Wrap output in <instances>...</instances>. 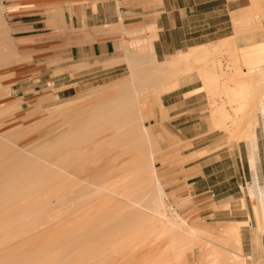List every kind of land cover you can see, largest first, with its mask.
Returning a JSON list of instances; mask_svg holds the SVG:
<instances>
[{"label":"bare ground","instance_id":"1","mask_svg":"<svg viewBox=\"0 0 264 264\" xmlns=\"http://www.w3.org/2000/svg\"><path fill=\"white\" fill-rule=\"evenodd\" d=\"M242 2V12H237L231 17L234 31L230 36L224 37L215 43L199 45L185 51H179L175 55L169 56L165 61H155L156 55L154 51L145 57L136 56L137 64L142 62H153L154 72H152V75H148V73L146 75L145 72H142L145 73L144 75L141 73L139 74L137 71L135 74V71L132 70L131 75L116 82L123 84L126 82L131 86L128 87V85H126L124 89L125 92L121 91L117 94L114 93L115 95H112L108 99L110 100V106L107 111L103 113L98 112L100 110L99 108L106 104L101 103L93 105L92 108L88 107L89 109L91 108V110L88 109L91 112H84L98 114L95 123H90V126L83 128L87 133H90V135H80L85 132L82 131V128L71 130V132L66 134L65 140L60 141V143L64 145L70 140H74V145L76 149H78L81 146H87L92 141H95L94 138L97 133L114 129V126L115 130L113 131L117 133L125 132L127 134L136 132V127H133V123L136 119H131V116H121L117 119L113 118L122 115L121 110L129 104L130 100H133V98L136 99V96L142 91H154L156 92L155 103H158L161 108L163 107L165 113L167 110L165 106L161 104L160 98L162 93H171L180 89L187 82L192 83L196 79H200L204 84L202 87L203 89L214 87V89H211L208 93L209 95L211 94L210 97L213 104V111L211 114L212 127L210 129L213 131L222 128L228 133L230 141L232 140L233 142L234 140L237 143L244 142L249 151L250 167L253 170H257V164L260 158L258 153L259 136L257 129L260 123V116L264 119V0H242ZM8 37L7 25L4 18V6L0 5V63H4L15 55L16 57L19 55L16 53L18 52L17 50L16 52L12 50L14 47L11 48L13 45H10ZM224 51H227V58L222 57ZM241 51H246L249 54L241 55ZM216 53H221L222 56H217ZM16 57H14V59H16ZM224 60L231 66L232 75L224 72L225 68L224 70L222 69ZM198 65L200 70L196 75L192 70ZM170 69H173L171 73L167 72ZM186 71L190 72L188 73L189 79L187 78V81L184 80V72ZM231 82L234 84L231 85ZM138 84L140 85L138 86ZM133 85L134 87H132ZM106 88L108 89V87ZM102 90L103 89H98L95 91L96 96H101L105 91L102 92ZM191 93L193 92L185 94V97ZM83 96V94H80L67 100L64 103L66 110L68 111L69 108L74 109V107H76L75 105L79 103L81 99L86 98ZM120 99H122L123 102H118ZM79 105L77 104V106ZM128 111L133 116V108L128 109ZM141 114L142 113L139 115L140 120L143 118ZM109 122L112 125L109 124L108 126ZM69 124H71V122ZM140 130L145 133L148 140L150 155L140 160H135L134 167L126 174L127 176L121 177L122 179L119 177L121 184H123L122 180L124 179L128 180L129 183H132L130 181L136 182L135 187L132 185L130 187L131 189H128V191H131L132 187H134V194L132 193V195L136 198V195H138V199L134 200L132 195L130 198V191L127 193L124 189V186L129 183L125 181L127 184L125 183L124 186H122L125 191L122 196H126V200L129 198L131 200L133 198L131 201L129 200V204H127V202L124 203V201H122L123 204H112L115 206H112L114 210L112 213L109 212L111 214H107V216H103L104 214L98 216L103 212L98 213L97 209L101 211V208L97 207L95 209L94 207L96 206L93 207L94 209L90 207L91 211H82L89 208L88 206L91 205V201L89 202L88 199L85 200L88 201L89 205H87V201L82 202L81 199H84L86 196V198H88L89 195H95V198L97 197L98 199L101 198L102 195V199L105 197L110 199L111 195L117 196L119 194L118 191L122 190H118L121 187L120 184L119 188L118 185L116 186L117 188L115 187L116 190L110 189L111 183H109L110 186L104 183L100 186L91 185L90 187L87 185L88 182L86 183L84 179L82 181L85 183L81 184L79 182L80 184L75 190L69 189L70 191L67 190L68 192L64 193H59V191L61 192L62 190L59 189L60 187L58 189L55 188L56 190H51L50 194L52 196L54 195L55 198L57 197L56 199H59V201H56V204L57 202H59V204L53 205L54 203L50 201V203L46 205L36 207L34 215L28 220H25L22 216V212H20L22 204H17L15 205L14 214L4 218L1 221L2 223H0V226L10 228L8 233L0 238V264H40L42 261H50V263L46 264H54V260L58 259L56 258L58 252H46L55 249L54 247L56 246H59V252L67 249L69 250L70 248H68V246L70 247L71 244L75 243V247L70 250L69 253L61 252L62 254L59 255L61 256V258H59L61 261L59 260L60 262L58 264H83L86 259L88 260L90 258H95L97 264L98 261L103 259L105 250L112 249L113 252H117L118 249L121 250L124 248L127 250L138 244L149 243L152 245L162 241H166L167 246L164 248L163 253L152 259L149 264H189L186 249L190 250L195 248H198L200 251H207L206 261L208 264H245L246 261L244 262V260L241 259L243 257H236L231 254V251H228L230 248L227 249L229 246L233 247L240 245L239 229L243 223H234V226L233 224L229 225L230 227L228 226L227 233L229 238L223 242L220 241L222 244H226L225 249L215 244L213 239L212 241L211 239H206L204 245H198L199 237H201L199 232L202 233L203 231L195 227H189L186 220L181 216H170L167 209L168 205L165 201L167 194L158 176L157 166L154 162L153 142L149 126L146 124L144 126L142 125ZM114 137L115 139H112L111 143H116L117 147L124 150L123 152L136 149L141 145L140 142L136 141L135 137L134 139H130L131 136L128 134ZM104 144L105 142L102 140L96 143L94 145L95 153H101L104 149ZM74 176L70 177L73 179ZM70 177L67 170L49 163L34 152H27V150L25 151L23 148L17 147L8 138L0 135V211L4 212L7 210L3 204L5 192L18 183H33L39 178H41L42 184L46 181H61L62 183L63 180L66 181ZM79 181H81V179ZM116 181L120 183L118 180ZM130 185L131 184H129V186ZM129 186L127 187L129 188ZM127 187L125 186V188ZM249 188L257 190L262 207L264 208V185L260 184L258 188H255V186L250 184ZM123 192H121L120 195L123 194ZM57 193L59 194L57 195ZM68 195H79L78 197L80 199H77L83 203L82 206L86 204L87 208L86 206H84L83 209L80 206L78 207L80 202H78L77 199L76 202L78 203L72 200L73 202L71 203L73 204L66 206V204L70 202V199H67ZM52 196L51 199L53 198ZM65 197L67 200L64 199ZM91 199L92 198H90V200ZM108 199H106V201ZM108 201L106 202L107 205ZM104 202L105 201L102 203L104 204ZM115 202L118 201L115 200ZM74 204H76L77 207ZM100 206L102 205L100 204ZM57 209L58 211H56ZM80 209L83 213L85 212L86 215H84ZM106 210L104 211L106 212ZM86 211H89V213L92 212L93 214L87 215L88 213ZM75 212L77 213L75 214ZM255 214L259 221L260 212L256 208ZM68 215L76 217L74 218ZM67 218H69L70 221L73 219L72 221H75V223L73 222L74 225L73 223L69 225L71 222H67L69 221ZM88 218L94 220L91 221V219L89 220ZM62 219L63 221L61 222ZM64 219H67V221ZM88 220L92 223L90 235L89 231L86 232L87 229H91L90 225L87 223ZM66 222L67 225L71 227L69 230L68 226L66 227V224L64 225L66 230L68 229L69 231H64V227L60 225ZM57 224L61 226V231L59 229L57 231ZM258 224L260 227V222H258ZM141 227H145V231L136 233ZM28 242L29 244H35L36 250L34 249V251H32L29 248L31 244H28L29 247L26 246ZM225 244L223 245L225 246ZM26 247L31 250V253L27 251ZM103 251L104 253H102ZM92 263L93 262H90V264Z\"/></svg>","mask_w":264,"mask_h":264},{"label":"rangeland","instance_id":"2","mask_svg":"<svg viewBox=\"0 0 264 264\" xmlns=\"http://www.w3.org/2000/svg\"><path fill=\"white\" fill-rule=\"evenodd\" d=\"M17 1H20V0H0V5L4 6V9H5L4 10V18H5L8 26H9V23H8V18H7V12H8V6L7 5L10 4L11 2H17ZM24 1L41 2V3H44L45 6L51 8L52 10L56 6V4L54 5V3H51V2H53L51 0H21L22 3ZM224 1H226V0H217V2L219 4H222ZM231 1H232L231 6L236 8L235 11L231 12V17H232L233 14H236L237 12H242L243 2H242V0H231ZM228 18H229L228 16H220L219 19H221V22H224V23H222V25L220 26V29H217L218 32L214 33L211 36H206L205 38H202V39H214V38L218 39L219 38L221 40L222 38L230 36L231 34H233V31H234L233 30V21H232V19H230V18L228 19ZM8 36H9V33H8ZM10 36H11V31H10ZM10 36L8 37V41L10 42L11 46L13 45L11 48L14 47V49H12V50L13 51L15 50V52H16L17 49H16V46L14 43V39L12 38V36H11L12 39H9ZM222 36H224V37H222ZM150 40L152 41V39H150ZM150 40L149 39H136V44H132L130 46V47H132L131 51H133L132 55H135V52L137 55L145 54L148 51L149 46L152 44V42H150ZM129 44H131V42L128 43L127 45H129ZM188 49H186V50H188ZM16 53H18V52H16ZM222 54H224V55L222 56ZM222 54L216 53L217 56L220 55L222 57H226V58L228 57L227 51H224V53H222ZM246 54H249V53L246 51H241V55H246ZM125 55H126V53L124 51L123 56H121V58H124ZM225 55H227V56H225ZM14 57H16V55ZM14 57L7 60L6 62L13 61ZM17 57H19V55ZM137 57H139V56H137ZM158 59L162 60L159 57H158ZM155 61H157V59ZM6 62L0 63V67L3 66ZM121 63H125V65L123 67H121V69L113 71V72L109 73L108 75L96 76V77H92V78H88V79L83 80V82L80 83V85L77 88V93L75 95H73L72 97H68V98L57 97L55 99V95L49 94L51 92H54L52 88L49 90L45 88L43 91L35 90L32 93H29L26 88H21L22 86L19 84L16 87H12V84H10L11 80L8 77L5 79V81H4L5 83L2 80H0V135L8 138L17 147L23 148L25 151L27 150V152L28 151L34 152L35 154L43 157L49 163L54 164L58 167H61L65 170H67L69 177L70 176L73 177L75 175L73 179H72V177H70L66 181L63 180L64 181V183L62 181L63 184L61 183V181H59V182H57V181H46L44 184H42L41 178H39V179H37L36 182L18 183L14 187L9 188L3 196V204L5 206V209H7V210H5L4 212L0 211V223H2L1 221L4 218L14 214L15 205H17V204H22V208H21L20 212H22V216L25 220L26 219L28 220L31 216L34 215V210L36 207H41L42 205H46V204L50 203V201H52L54 203L53 205L59 204V202H57V204H56V201L57 200L59 201V199H56L57 197L55 198L54 195L52 196L50 194L51 190H56L59 187H60L59 188L60 190L62 189L61 192L59 191V193H64V192L70 191L69 189L75 190L80 183L83 184L85 182L86 183L88 182L87 185L90 187H91V185L92 186H100L101 184H104V183L106 185H109V183H111V186L110 185L109 186H110V189H113V190H116L117 185L119 188L120 186L121 187L124 186L125 183L127 184V182H125V181H128V180H125V179L122 180L123 184H121L120 178L126 177L127 176L126 174L129 173L133 169L135 160L137 161V160H140V159L150 155V150L148 147V140L145 136V133H143V131L140 130L142 125L144 126L145 124L149 126L150 134L152 137V142L155 144V149H154L155 161L154 162H155L156 166L158 167V176L164 183V189H165L166 194H167L165 201H166V204L168 205L167 209H168V212L170 213V216H172V217L181 216L182 218H184L186 220L187 225L189 227L195 226V228L196 227L202 228V227L206 226V227L214 228L216 231V234L220 235L218 225L213 223L212 220H210V219L206 220L205 217L201 216V214L198 210H196V212H194L192 215L189 214L190 212H192V210H194L193 207H195V205H196L194 202L192 203V201L189 202V200H185V203L183 205L175 206V208L177 210H173L172 204L169 203L170 201L174 203L176 201H180L182 198L188 197L187 196L188 191L186 189V190L182 191L181 193L176 194V191H173V188L168 186L169 185V184H167V183H169L168 180H170L171 178H173L176 175L181 174V172H177V169H181L186 164L192 162L195 159L201 158V157H204L203 160H206V162H208V163L211 162L212 163L211 166H212V168H214V170L218 171L221 168H225V170L227 171L228 177H231L234 174L237 175V177L234 176L231 179V181L230 180L227 181L226 182L227 184L222 183V185H227V188H232V189H228V191H227L228 194H230L231 192H236L238 190L236 187L237 180L240 182V185H242L241 180H243L245 182L244 183L245 186L246 185L248 186V190H247V188L245 189L247 194L248 193L252 194L255 191L254 189L249 188L250 184L248 185L246 183V179L249 181V183H251V185H253V186L256 185L255 184V183H257L256 180H259V177H258V174L256 171H253L252 176H251V174H248V172H247V177L246 178L243 177L242 179L239 177L238 172L236 173L235 171H232V169H234L236 167V166H232V165H234V164L237 165L236 156H238V155L240 156V154L242 156V162L244 163V165L246 167L247 166L249 167V164H250V162H249V151L246 147V144L244 142L237 143L234 140H233V142H232V140L230 141V139L228 138V133L225 132V130L222 128L215 129L213 131L210 129L212 127L211 114L213 111V104H212V100L210 97L211 94L209 95L208 93L211 91V89L213 90L214 87L210 88V89H206V88L203 89L202 87L204 86V84L200 79H196L192 83L187 82L180 89H178V91L173 92L174 94L171 93V95L172 94L177 95V94H180L181 92H184L183 90H185V89H188L190 91H194L196 88H198L197 91H194L193 93H191L188 96L198 94V99H200L201 103H202L201 104L202 105L201 106L202 107L201 108V111H202L201 117H202V121H203V129L202 130H204V134H202V135L200 134L199 139H201L200 140L201 144L199 145V147L197 146L198 148H201L199 150H193L192 153L186 155L187 153L191 152L190 149H192L196 143L194 141H191V140H188V141L182 140L177 134L172 132V131L177 132V130L179 128L178 127V125H179V120H178L179 115L178 114L181 110L172 109L171 107L166 105L165 107L168 109L169 113L166 116L162 115V112L160 111L158 103H155V100H156L155 99L156 98L155 93L156 92L153 91L154 92L153 93L151 90L140 92L139 93L140 95L139 94L137 95L139 97L136 96V99L133 98V100H130L129 104H127L125 106V108H123L121 110L122 115H118L117 117L116 116L113 117V118L117 119V118H120L121 116H123V117H128V116L130 117L131 116L132 117L131 119H136L133 123V127H136V130H135L136 132L127 133V134L131 136L130 139H134V137H135L136 141L141 143V145L138 148L123 152L124 150L122 148L114 146L111 143L112 138L114 136L117 137V136H122L124 134L127 135L125 132L117 133L116 131H113V130H115V126L113 127L114 129H109V130H105V131L97 133L96 137L94 138L95 141H92L87 146H81L78 149H76V147L74 145V142H75L74 140H70L69 142H67L64 145H63V143L61 144L60 141L65 140L66 134L71 132V130H75V129L77 130L80 128L83 129V128L90 126V123H95V121L97 120L96 117L98 116V114H96V113L90 114L88 112L84 113L85 111H89V110H91L93 105L101 104V103L102 104L106 103V104L101 106L99 108L100 110L98 112L103 113V112L107 111L109 109V106H110L109 105L110 100H108V99L112 95L114 96L118 92L120 93L121 91H123L125 89V84L116 83V82H118L121 79L122 80L125 79V77H128V75L130 74V68H129V63H128L127 59H125ZM121 63H112V64L107 63V65H105V68H107V66H112V65L121 64ZM222 66H223L222 67L223 70L225 68L224 72H226L229 75L230 74L232 75V73H231L232 68H231V66H229V63L226 60L223 61ZM12 67H13V65H10V66L5 67V68H0V75H1L0 77L8 75V73L11 71ZM132 70L139 72V74L141 73L144 75L146 73V75H147V73H148V75L149 74L152 75V72H154L153 62H142V63H138V64L136 63V70L135 69H132ZM172 70L173 69H170L167 72L171 73ZM199 70H200V67L198 65L192 71L195 72L197 75ZM142 72H145V73H142ZM186 72H184L185 73L184 74V80L187 81L189 79L188 73H190V72H187V73ZM137 82H139V81H137ZM139 83H141V82H139ZM6 84H10V85H6ZM230 84L233 85L234 83L231 82ZM139 85L140 84H138V86ZM141 85H143V84H141ZM106 87H108V89ZM111 87H113V88H111ZM118 88H119V90H118ZM98 89H103L102 92L105 90L103 92V94H101V96H98V95L96 96L95 91H97ZM188 90H186L185 92H187ZM124 92H125V90H124ZM185 92H184V97H185ZM54 93H56V92H54ZM80 94H83L84 95L83 97H86V98L81 99L79 101V103L81 102L80 105H79V103H77L79 106H77V104L75 105L77 108L76 107H74V109L72 108L74 111L71 108H69V110L67 111L66 108L64 107V103L67 100L74 98ZM165 94H167V93L161 94L162 96L160 98L162 99V101H163ZM171 95L169 94V95L165 96V98L169 97ZM188 96H186V97H188ZM101 98H102V100H101ZM118 102H123V101H122V99H120ZM58 107H60V108H58ZM88 107H91V108L89 109ZM139 107L141 110L139 109ZM56 108H57V110H56ZM130 108H133V113H132L133 116L128 111V109H130ZM173 110H175V111H173ZM89 112H91V111H89ZM140 113H142L141 115L143 117L141 120L139 119ZM70 122H71V124H69ZM109 124H111V123L109 122L108 126H109ZM65 125H66V129H65ZM257 130H258V136H259V151H258V153H259V157H260L258 163H259V165L264 166V119L262 116H260V123H259ZM82 131H85V130L83 129ZM86 134L90 135V133H87V131L83 132V134H80V135H86ZM100 140L105 141V144L103 146L104 149H103V152H101V153L97 152L96 153L97 155H96L94 145L96 143H99ZM224 151H226V154L229 157L222 158L221 157L222 155L218 156V154H220ZM89 154L91 155V157L96 155L97 158H95V160H93V162L90 159H89L90 160L89 161L88 159H86V157H89L88 156ZM221 158H222V160H217L215 162L216 159H221ZM238 163H241V160H239ZM229 166H232L233 168H227ZM246 171H247V169H246ZM75 177L77 180L75 179ZM78 179L79 180L81 179V181L85 179V182L84 181L81 182ZM116 180H118L120 183H118ZM252 180H254L253 183H252ZM259 181H258V183H259ZM130 182H132L134 184L129 183V181H128V183L131 185L129 186V184H128L125 186L126 187L129 186V188L128 187L125 188V186H124V189L127 193L130 191V190L128 191V189H131L130 187L132 185H134V187H135V184H136L135 181L134 182L130 181ZM115 183H118V184H115ZM119 184H120V186H119ZM165 184H166V186H165ZM57 185H59V186H57ZM259 186H260V184L258 185V187ZM121 187H120V189H118V190L122 189L121 191L117 190L119 192V194L117 196L111 195L114 199L110 195H109L110 199H108L106 197L104 199H102V195H101V198H98V199H97V197L95 198V195H92V196L89 195L90 197L88 196V198H86L87 197L86 196L84 199H81L82 202L83 201L86 202L87 200H85V199H88L89 202L91 201L90 202L91 205H89L88 201L86 202V203H88L87 205H89L88 206L89 208H87V205L84 204V206H86L87 209H84L82 211H85V210L91 211V209H94V208L96 209L98 207V208H101V211H100V209H97L98 213L103 212V213H101V215H98V216H102V214H104L103 216H107V214L108 215L111 214L112 211L114 210V207H115L114 205L123 204L122 201H124V203L127 202V204H129L130 201L133 199L132 198L130 200L132 193L134 194V191H133L134 187H132V190L130 191L131 194L129 193L130 198L129 199L127 198L128 200H126V198H125L126 196L125 197L122 196V195H124L125 191H124L123 187L122 188ZM213 189H209L208 192L203 194V198H205V200H210V201L214 200V198H212L210 195V190L215 192V190H213ZM242 189H243V187H242ZM242 189H239V191H241ZM216 191H217V189H216ZM121 192H123V194L120 195ZM59 193H57V195ZM51 196L53 197L52 199H51ZM78 196L79 195H77V196L76 195L75 196L74 195H71V196L68 195L67 199H70V202H68L66 204V206H68L69 204L72 205L73 203H71V202H73L74 200H75L74 202H76L77 200H78V202H80L79 201L80 198ZM127 196H129V195H127ZM136 196H137V198L135 196H133L134 200L139 198L138 195H136ZM77 198H79V199H77ZM90 198H92L93 201H92V199L90 200ZM64 199H66V197ZM106 199H108L110 201V204H109V201L107 200L109 206L106 204V202H107ZM115 200L118 202H115ZM103 201H105L104 204L102 203ZM78 202H76V203H78ZM97 203H99V204H97ZM100 204L102 206H100ZM105 204L107 205V208H106ZM112 204H114V205H112ZM74 205L76 206V204H74ZM82 205H83V203L80 202V204H78V207L80 206L83 209L84 206H82ZM63 206L66 207L65 205H63ZM94 206H96V207H94ZM112 206H114V207H112ZM90 207H91V209H90ZM104 210H106V212ZM56 211H58V209ZM80 211H81V209H80ZM89 211H86L88 213L87 215H89V214L92 215L94 213L93 210H92L93 213L92 212L89 213ZM109 212H111V213H109ZM171 212H172V214H171ZM76 213L77 212H75V214ZM75 214H73V215H75ZM79 214H77V215H79ZM83 214L86 215L85 212ZM68 216H70V215H68ZM70 217L75 218L76 216H70ZM67 219L69 221H67ZM67 219H64V220L67 222H71V223H69V225H71L73 222L75 223V221H72L73 219L71 221L69 218H67ZM90 219H91V221L94 220L92 218H90ZM89 220L87 223L91 227L92 223H90ZM62 221H63V219L61 220V222ZM67 222L64 224H62V223L60 224L64 227L65 230L62 227V229L64 231L68 230V229L66 230L67 226H68L69 230L71 229V227L69 225H67ZM74 223H73V225H74ZM65 224H66V227L64 226ZM60 225L57 224V227H58L57 231H58V229L59 230L61 229ZM144 229H145V227H141L140 229H138L136 231V233H141V232L145 231ZM9 230H10V228H5V227L0 226V238L4 234L8 233ZM91 230H92V227L90 230L87 229L86 232L89 231L90 232L89 235H90ZM199 234L201 237H199L198 245H200V246H202L206 243L205 242L206 239H211V241H212V238H214L212 235H208V234H205L203 232L202 233L199 232ZM214 240L216 241L217 239L214 238ZM29 241H31V240H29ZM165 242L162 241V242H159L157 244H152V245L149 243H146L147 245L146 244H138L137 246L130 248V249H127V250H125L124 248H122L124 250L118 249L117 252L116 251L113 252L112 249L111 250L108 249V250H105V253H104V251L102 252V253H104L103 259L101 261H98L97 264H102V263L103 264H149L152 259L156 258L159 254L163 253L164 248L167 246V242L166 243ZM28 244H29V242L27 243L26 246L29 247V245L31 244V246L29 248L32 251H34V249L36 248V245L32 244V243H30L29 245ZM75 245H76V243L71 244L70 247L68 246V248H70L69 250L68 249L62 250L60 252L58 251L59 246H56V247H54L55 249L50 250V251L48 250L46 253H48V252L54 253V251L58 252L57 256H56V258H58V259L57 260L55 259L53 262L54 264H56V263L58 264L61 261V259H59V258H61V256H59V255L62 253H69L70 250H72L75 247ZM30 249L27 248V251L29 253H31ZM108 251H110V252H108ZM186 251H185L186 255L189 258V264L190 263L191 264H193V263L197 264V261L202 262L204 257L206 259L207 251H205L203 253L198 248L190 249V250L186 249ZM111 252H112V254H111ZM202 253H203V255H202ZM89 258H90V256H89ZM90 259H88V260L86 259V261H84L83 264H85V263L90 264V262H93L96 264L97 260H95V258L91 259V261H90ZM46 263H50V261L49 262H43L42 261L40 264H46Z\"/></svg>","mask_w":264,"mask_h":264},{"label":"crops","instance_id":"3","mask_svg":"<svg viewBox=\"0 0 264 264\" xmlns=\"http://www.w3.org/2000/svg\"><path fill=\"white\" fill-rule=\"evenodd\" d=\"M51 1L54 5L56 4L53 10L44 3L36 1L22 3L20 0L7 5V18L10 26L6 23L7 30L9 36L11 31L19 57L0 67L13 65L8 75L0 77V80L4 82L8 77L12 87L19 84L29 93L52 88L56 93L49 94L55 95V98L72 97L77 93V88L83 80L108 75L121 69L125 65L121 62L125 59L128 60L129 75H131L132 69L136 70L137 54L135 52V55H132L133 51L130 46L136 44V39H152L148 51L137 56L145 57L154 51L156 59L159 60L158 57L162 59L159 61H165L169 56L188 48L215 43L220 39L202 38L218 32L217 29H220L224 23L219 17L228 16L231 19V12L236 10L231 6V0H226L222 4H219L217 0ZM11 36L10 39H12ZM130 42L131 44L127 45ZM124 51L126 55L121 58ZM107 63L121 64L105 68ZM124 84L131 86L126 82ZM186 90L188 89L183 91ZM197 90L198 88L194 91ZM188 91L185 94L189 93ZM184 92L177 95L165 94L163 101L161 99V104L164 103L163 106L167 105L172 109L181 110L178 114L179 128L177 132H172L182 140H191L196 143L190 149L191 152L186 154L188 155L193 150L201 149L198 148L201 144L199 138L200 134H204V130H202L201 117L202 103L198 99V94L184 97ZM169 94L171 96L165 98ZM158 106L162 115L166 116L169 113L166 107L167 111L164 113L163 107ZM112 139L114 140L115 137ZM112 144L117 147L116 143ZM153 145L154 152L155 144ZM96 155L92 157L89 155L86 159L93 162L97 158ZM219 155H222V158L229 157L226 151ZM203 158L195 159L183 168L177 169V172L181 174L168 180V186L172 187L176 194L186 189L188 191V197L174 203L169 202L172 204V209L177 210L175 206L183 205L185 200L194 202L196 204L193 207L194 210L189 214L192 215L198 210L206 220L210 219L218 225L220 235L216 234L214 228L206 226L196 228L205 234L212 235L218 240L215 241L212 238L214 243L225 249L226 244L223 243L224 246L222 242L229 238L228 226L243 223L239 229L240 245L229 246L228 251L236 257H243L241 259L246 261L245 264H264V208L257 190L255 189L252 194H247L245 189L248 190V186H245L243 180L240 185L237 180L238 190L228 194V189L232 188H227V185H222V183L227 184V181H231L237 175L228 177L225 168L216 171L212 168V163L206 162ZM222 158L216 159L215 162ZM239 160L241 163H238ZM236 161L237 165H232L236 166L232 171L238 172L241 179L247 177V172L252 176L253 171H256L260 181L255 183V188H258L259 184L264 185L263 165L258 163L257 170H253L250 164L246 167L242 162L241 154L236 156ZM232 166L227 168H233ZM246 183L251 184L247 179ZM209 189L215 190L216 193V197H213L211 195L213 191L210 190V195L214 198L212 201L203 198V194ZM239 189L242 190L239 191ZM255 208L260 212L259 221ZM258 222L261 224L260 227ZM199 263L208 264L206 259L202 262L197 261V264Z\"/></svg>","mask_w":264,"mask_h":264},{"label":"built area","instance_id":"4","mask_svg":"<svg viewBox=\"0 0 264 264\" xmlns=\"http://www.w3.org/2000/svg\"><path fill=\"white\" fill-rule=\"evenodd\" d=\"M212 195H213V196H216L215 192H212Z\"/></svg>","mask_w":264,"mask_h":264}]
</instances>
